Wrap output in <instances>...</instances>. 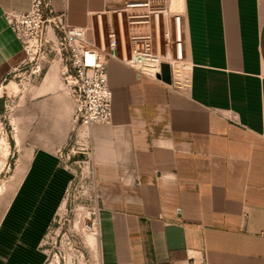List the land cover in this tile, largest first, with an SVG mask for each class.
<instances>
[{"label":"crops","instance_id":"1","mask_svg":"<svg viewBox=\"0 0 264 264\" xmlns=\"http://www.w3.org/2000/svg\"><path fill=\"white\" fill-rule=\"evenodd\" d=\"M31 1L0 0V84L26 55L5 12ZM120 2L52 0L72 25ZM169 2L186 19L190 72L167 83L108 61L113 119L91 128L99 264H264V0ZM52 77L22 96L34 148L12 176L0 264H47L42 242L73 178L57 149L74 104Z\"/></svg>","mask_w":264,"mask_h":264},{"label":"built area","instance_id":"2","mask_svg":"<svg viewBox=\"0 0 264 264\" xmlns=\"http://www.w3.org/2000/svg\"><path fill=\"white\" fill-rule=\"evenodd\" d=\"M5 18L26 54L14 71L32 64L38 51L46 49L50 31L65 60L66 90L74 104L70 141L79 146L72 145L68 153H64L63 147L58 148L57 155L73 174L70 184L75 178L68 163L72 153L85 155L97 178L91 128L113 119L108 61L132 67L138 77L154 79H158L164 63L170 66L172 80L192 70L186 53V19L182 13L171 10L169 0H121L116 6L88 11L84 25L70 24L66 11L55 10L52 0H32L29 10H8ZM98 225L99 211L91 226L96 234Z\"/></svg>","mask_w":264,"mask_h":264},{"label":"rangeland","instance_id":"3","mask_svg":"<svg viewBox=\"0 0 264 264\" xmlns=\"http://www.w3.org/2000/svg\"><path fill=\"white\" fill-rule=\"evenodd\" d=\"M49 39L46 49L42 47L38 51L32 64L12 72L0 84V186L3 188L0 191V217L4 212L10 211L12 199L19 186V182H14L17 177L12 176L14 172L20 174L23 171L26 162L23 155L28 149L34 148V143L24 133L28 130V121L27 116L22 113L28 104L22 96L28 94L33 85L47 82L45 78L50 71L54 74L50 80L54 82V86L67 92L63 75L65 60L51 31ZM21 116L26 119H21ZM71 133L72 121L67 141L59 147H63L64 153H68L72 145L79 146L70 141ZM17 136L20 138V145H15ZM4 140L9 143L10 150L5 160ZM26 148L28 149L25 150ZM70 156L68 163L75 172V178L64 197V209L61 213L58 211L59 214L42 242L48 254L47 264H99L97 234L91 226L102 204L101 186L85 155L72 153ZM77 160L81 161L79 165L74 162ZM92 236L96 241L93 244L90 241Z\"/></svg>","mask_w":264,"mask_h":264},{"label":"water","instance_id":"4","mask_svg":"<svg viewBox=\"0 0 264 264\" xmlns=\"http://www.w3.org/2000/svg\"><path fill=\"white\" fill-rule=\"evenodd\" d=\"M157 78L160 80H163L164 82L171 83L172 82V77H171V71H170V66L167 63H164L162 65V72L161 74L157 75Z\"/></svg>","mask_w":264,"mask_h":264},{"label":"bare ground","instance_id":"5","mask_svg":"<svg viewBox=\"0 0 264 264\" xmlns=\"http://www.w3.org/2000/svg\"><path fill=\"white\" fill-rule=\"evenodd\" d=\"M3 144H4V148L6 149V153H5V154H7V153H8L7 148L9 147V144H8V142H7L6 140L3 141ZM2 189H3L2 186H0V191H1Z\"/></svg>","mask_w":264,"mask_h":264}]
</instances>
